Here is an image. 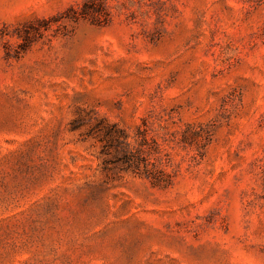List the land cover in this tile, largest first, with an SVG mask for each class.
Wrapping results in <instances>:
<instances>
[{
	"label": "rangeland",
	"instance_id": "1",
	"mask_svg": "<svg viewBox=\"0 0 264 264\" xmlns=\"http://www.w3.org/2000/svg\"><path fill=\"white\" fill-rule=\"evenodd\" d=\"M0 264H264V0H0Z\"/></svg>",
	"mask_w": 264,
	"mask_h": 264
},
{
	"label": "trees",
	"instance_id": "2",
	"mask_svg": "<svg viewBox=\"0 0 264 264\" xmlns=\"http://www.w3.org/2000/svg\"><path fill=\"white\" fill-rule=\"evenodd\" d=\"M128 162H130V161H128Z\"/></svg>",
	"mask_w": 264,
	"mask_h": 264
}]
</instances>
